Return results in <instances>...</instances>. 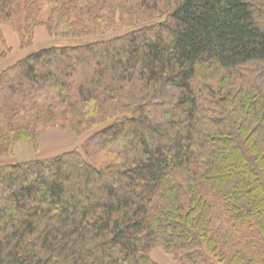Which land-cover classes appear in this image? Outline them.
<instances>
[{"label": "trees", "instance_id": "16d2710c", "mask_svg": "<svg viewBox=\"0 0 264 264\" xmlns=\"http://www.w3.org/2000/svg\"><path fill=\"white\" fill-rule=\"evenodd\" d=\"M4 26L34 49L0 53L1 152L88 136L0 162V264H264V0H0Z\"/></svg>", "mask_w": 264, "mask_h": 264}, {"label": "rangeland", "instance_id": "374dc122", "mask_svg": "<svg viewBox=\"0 0 264 264\" xmlns=\"http://www.w3.org/2000/svg\"><path fill=\"white\" fill-rule=\"evenodd\" d=\"M48 15V7L42 14V19H46ZM4 37L6 39V44L0 40V53L5 52L6 50L10 55L6 64H11L17 60L25 57L33 49H24L22 50L20 45V37L18 32L11 28L10 26L3 27ZM33 45L37 48H44L51 45H65L70 42L56 41L50 37L49 33L44 27H39L35 32V39ZM8 48V49H7ZM88 135L83 137H76L73 135L70 128L62 129L55 128L48 131L43 135L38 142L35 144L32 141H27L20 143L16 148V153L10 158L6 157L0 147V162H14V161H25L34 158H48L55 155H60L65 152L71 151L81 145V143L87 138ZM152 258L159 262L160 264H177L169 255H167L160 248H156L151 253Z\"/></svg>", "mask_w": 264, "mask_h": 264}]
</instances>
